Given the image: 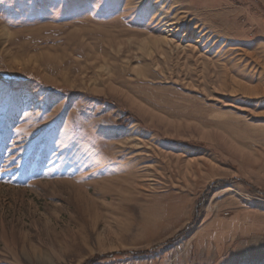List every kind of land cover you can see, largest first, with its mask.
<instances>
[{
    "label": "rangeland",
    "instance_id": "obj_1",
    "mask_svg": "<svg viewBox=\"0 0 264 264\" xmlns=\"http://www.w3.org/2000/svg\"><path fill=\"white\" fill-rule=\"evenodd\" d=\"M0 264H264V0H0Z\"/></svg>",
    "mask_w": 264,
    "mask_h": 264
},
{
    "label": "bare ground",
    "instance_id": "obj_2",
    "mask_svg": "<svg viewBox=\"0 0 264 264\" xmlns=\"http://www.w3.org/2000/svg\"><path fill=\"white\" fill-rule=\"evenodd\" d=\"M247 89V88H246ZM249 91H251V90H249ZM248 93H251V92H248Z\"/></svg>",
    "mask_w": 264,
    "mask_h": 264
}]
</instances>
